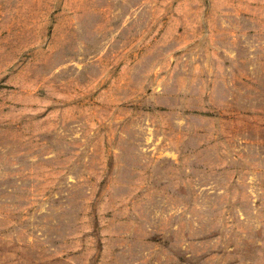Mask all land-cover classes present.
<instances>
[{"label":"rangeland","instance_id":"1","mask_svg":"<svg viewBox=\"0 0 264 264\" xmlns=\"http://www.w3.org/2000/svg\"><path fill=\"white\" fill-rule=\"evenodd\" d=\"M0 264H264V0H0Z\"/></svg>","mask_w":264,"mask_h":264}]
</instances>
